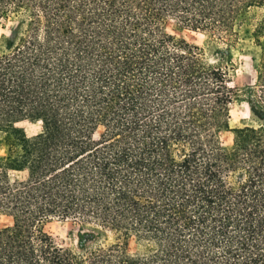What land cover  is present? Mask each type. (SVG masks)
<instances>
[{
  "label": "trees",
  "instance_id": "16d2710c",
  "mask_svg": "<svg viewBox=\"0 0 264 264\" xmlns=\"http://www.w3.org/2000/svg\"><path fill=\"white\" fill-rule=\"evenodd\" d=\"M3 21L0 264H264V54L232 84L264 0H0Z\"/></svg>",
  "mask_w": 264,
  "mask_h": 264
},
{
  "label": "rangeland",
  "instance_id": "374dc122",
  "mask_svg": "<svg viewBox=\"0 0 264 264\" xmlns=\"http://www.w3.org/2000/svg\"><path fill=\"white\" fill-rule=\"evenodd\" d=\"M16 24L12 21H3L0 24V48L3 44L2 36L14 38L16 34ZM171 33L176 35L178 38H182L190 43L198 44L204 46L206 36L193 32L191 30L184 29L178 24L172 22L169 26ZM243 53L236 54L234 63L237 67L234 75L232 77V84L234 86L243 87L245 85L254 84L256 73L254 68L253 58L260 59L264 54V41L261 46H256L253 43H246L243 46ZM208 55L212 61H215L216 58L208 52ZM249 109L245 102H236L232 105V122L231 125L233 128L243 127L246 122L249 121ZM20 126L24 127L29 136H33L41 131V123H22ZM234 135L231 132H226L222 134V141L224 145L231 146L233 144ZM3 146L0 145V160L5 156V151L2 149ZM13 221L11 218L0 215V228L7 227L12 225ZM46 230L53 236L55 241L62 246L71 247L78 249L79 244V235L80 232L79 226H77L72 220L68 221H51L46 225ZM130 249L135 250L134 241L130 244Z\"/></svg>",
  "mask_w": 264,
  "mask_h": 264
}]
</instances>
